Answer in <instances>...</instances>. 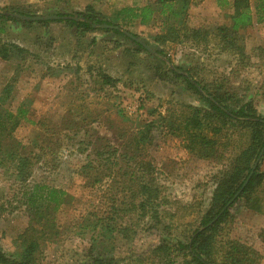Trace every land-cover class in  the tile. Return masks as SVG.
Returning <instances> with one entry per match:
<instances>
[{
    "label": "rangeland",
    "instance_id": "rangeland-1",
    "mask_svg": "<svg viewBox=\"0 0 264 264\" xmlns=\"http://www.w3.org/2000/svg\"><path fill=\"white\" fill-rule=\"evenodd\" d=\"M154 2L0 0V14L63 17V22L45 25H16L10 21L1 37L3 43L28 52L25 61L0 59V94L5 86L14 87L7 108L16 111L23 106L29 112L28 120L15 131L16 141L26 147L25 157L30 158L27 165L32 174L27 184L63 189L74 199L65 213L58 214L60 234L55 242L43 246L38 264H72L79 259L76 253L82 252L92 236L86 234V242L78 236L81 217H103L110 212L112 197L123 204H117L119 209L129 208L130 197L127 192L121 193L120 175L116 176V185L113 180H105L95 188H88L79 176L78 169L87 159L103 167L96 153L104 146L118 149L120 158L116 157L121 167L130 171L135 163L131 158L150 161L155 184L166 201L159 208L158 228L133 217L136 234L131 239L100 238L103 246L113 249L115 264H164L160 257L150 256V248L178 241L187 244L200 227L212 203L217 178L231 168L234 157L248 147L250 138L241 129L225 130L219 141L227 142L224 137L228 134L231 147L224 161L216 164L197 160L186 149L182 129L187 117L195 110H209L208 106L183 82L166 78L167 72L191 75L197 84L250 102L264 118V23H258L255 17V23L240 32L238 46L243 50L226 53L217 35L218 27L230 25V9H220L217 0H190L186 29L180 31V38L160 44L159 37L167 31L158 12L144 25H124L118 19V13L127 7L144 8L149 4L158 10ZM90 5L112 25L135 35L148 49L122 34L103 30L80 34L81 30L66 23ZM251 7L256 16L257 3L251 2ZM197 29L209 33L208 38H195ZM100 73L112 78L114 85H105ZM152 122L157 123L153 144L147 146V152L138 153L131 140ZM167 124L176 127L175 135L162 127ZM127 144H131L129 151ZM125 154L128 157L121 160ZM5 165L0 167V244L9 258L17 259L22 252L20 237L29 226L31 214L23 199L27 189L16 181L18 165L11 161ZM259 167L264 173V154ZM250 196L232 207L234 223L225 230L224 241L239 240L264 256V183ZM129 215L122 216L123 228L130 223ZM139 257L145 258L137 260ZM181 262L179 259L177 264Z\"/></svg>",
    "mask_w": 264,
    "mask_h": 264
},
{
    "label": "trees",
    "instance_id": "trees-1",
    "mask_svg": "<svg viewBox=\"0 0 264 264\" xmlns=\"http://www.w3.org/2000/svg\"><path fill=\"white\" fill-rule=\"evenodd\" d=\"M253 1L257 3L256 16L253 15L251 7ZM154 4L158 10L149 4L144 8H124L118 13V19L124 25H131L135 22L144 25L150 22L158 12L162 18L164 17L163 26H166L167 31V35H161L158 42L165 44L168 40L177 41L180 38V31L186 29L190 0H155ZM217 5L220 9H230L231 12L228 15L230 25L218 27L217 36L226 53H240L243 50L238 46L241 41L240 32L251 27L256 21L255 17L258 23H264V0H233L232 2L217 0ZM17 15L28 17L17 12L0 14V59L3 62L25 61L28 55V52L18 45L3 43L1 37L6 33L7 23L11 21L16 25L33 23L45 25L56 21L63 22V17L61 20L32 22L23 20ZM66 23L81 30L80 34L103 30L122 34L132 41L135 40L130 35L136 37L131 32H125L121 27L112 25L93 5L88 6L85 12L68 18ZM207 35L209 33L199 29L195 31V38L205 39L208 38ZM100 75L105 85H114L115 81L112 78L102 73ZM164 76L183 82L208 106L209 110L202 113L195 110L187 117L182 129L183 132L185 131L181 135L185 137L186 149L197 160L216 164L224 161L228 147H231L230 135L226 134L224 137L227 142L219 141V137L225 130H244L249 135L250 141L248 147L234 157L231 168L222 172L217 178L210 208L202 217L200 227L193 231L189 242L187 244L181 241L176 244L161 243L150 248V256L160 257L164 260V264H177L179 259L182 260L181 264H264L263 254L255 247L243 244L239 240L224 241L225 230L234 223L232 207L243 198L251 197L250 195H253L264 183V173L260 171L259 166L253 173L255 164L264 151V118L258 115L250 102L244 103L243 99L229 93L215 92V88L211 86L197 84L191 75L171 70ZM13 88L12 84L7 85L0 94V167H5V164L10 161L15 166L18 165L16 181L21 182L27 189L23 193V199L31 217L28 228L20 237L21 254L17 259H11L0 244V264H38L43 246L46 243L55 242L60 234V229L56 225L58 214L65 213L66 207L71 206L74 199L71 193L63 189L41 183H34L33 186L27 184L32 174L27 165L30 158L25 157L23 150L26 147L16 141L15 131L23 120H28L29 112L23 106L16 111L7 108L6 103L11 101L14 95ZM156 124L149 123L137 136L132 138V142L130 141L131 144L137 145L138 153L141 150L147 152V146L153 144ZM162 127L169 135L176 134L174 125L167 124ZM130 145L127 144L126 150L129 151ZM119 152L118 149L104 146L96 153L97 157L102 160L103 167H97L92 159H87V162L78 169L79 176L86 180L88 188H95L103 184L105 180H113L114 183L116 176L120 175L122 178L121 193H128L130 203L129 208L119 209L117 204L121 206L123 204L112 197L110 212H106L103 217L95 216L93 219L89 215L81 217L78 236L83 238V242H86L84 239L86 234L92 233V236L82 252L78 251L79 255L76 253L75 256L79 259L72 264H115L112 256L113 249L103 246L100 238L131 239L136 234L132 228L135 226L132 225L133 217H138L139 223H153V226L158 228L157 224L160 223L161 218L159 208L163 207L166 201L161 197V192L155 184L151 162L131 158L135 163L132 167L130 166L132 168L130 171L129 168L121 167L116 157ZM127 154L121 160L126 159ZM118 156L120 158V155ZM131 159L128 161L129 165ZM114 184L116 185V182ZM126 213L131 216L129 217L130 223L128 227L123 228L121 221ZM145 257H139L137 260Z\"/></svg>",
    "mask_w": 264,
    "mask_h": 264
},
{
    "label": "water",
    "instance_id": "water-1",
    "mask_svg": "<svg viewBox=\"0 0 264 264\" xmlns=\"http://www.w3.org/2000/svg\"><path fill=\"white\" fill-rule=\"evenodd\" d=\"M17 16L23 20L32 21V22H44V21H52V20H61L62 19L61 17H57V16H52V17L50 16V17H45V18L44 17H24V16H19V15H17ZM130 37H132L139 45L148 49L147 46H145L144 43L142 41H140L139 39L133 37L132 35H130ZM263 154H264V151L261 153L259 160L255 164L253 173L255 172L256 168L259 166V163H260V160H261ZM246 185H247V183L245 184V186Z\"/></svg>",
    "mask_w": 264,
    "mask_h": 264
}]
</instances>
